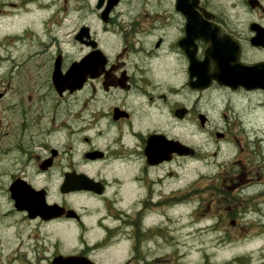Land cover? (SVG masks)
I'll return each mask as SVG.
<instances>
[{"label": "flooded vegetation", "instance_id": "1", "mask_svg": "<svg viewBox=\"0 0 264 264\" xmlns=\"http://www.w3.org/2000/svg\"><path fill=\"white\" fill-rule=\"evenodd\" d=\"M91 14L104 42L90 23H80L74 38L87 24L89 43H81L88 53L100 48L106 63L81 89L55 91L56 57L63 71L69 64L51 50L55 34L47 45L43 24L25 30L35 48L23 60L17 47L0 54L1 63H12L0 75V109L13 114H0V189L8 195L0 198V264H191L192 256L201 264H264V0H120L105 16ZM222 49L233 57L234 75L253 67L252 85H204ZM24 60H33L32 77L25 74L33 87L18 75ZM16 90L55 94L50 126L41 106L15 111L4 102ZM206 132L237 142L243 158L192 168L191 159L202 157L193 141ZM58 137L71 144L56 147ZM73 143L83 150L79 159ZM211 168L218 170L214 223L175 224L183 216L165 209L200 201L190 185L204 189L203 179L190 173ZM76 173L100 183L102 193H63L67 174ZM14 187L43 190L45 198L17 200ZM78 194L87 198H67Z\"/></svg>", "mask_w": 264, "mask_h": 264}, {"label": "rangeland", "instance_id": "2", "mask_svg": "<svg viewBox=\"0 0 264 264\" xmlns=\"http://www.w3.org/2000/svg\"><path fill=\"white\" fill-rule=\"evenodd\" d=\"M21 1L23 0H0V54L6 55L8 50L17 47L14 52V55H18L16 60H23L35 48L34 46H29L31 43L30 39L33 36L32 30L28 33H26L25 30H34V28H38L39 24H43L42 29L44 30L43 32L41 31L40 34L49 32L47 34V45L51 44V39L53 38L49 36H52V34L56 35L58 42L55 47H51V50L53 52L56 48H59L66 58V64H71L73 60L80 59L89 50L86 45H82L74 38L75 30L80 23H90L94 28L96 38L101 43L105 40L101 22L98 18L93 17L91 14L93 10H96L97 0H37L36 2L29 4H25V2L22 3ZM45 2L53 4L51 7L47 5L43 13V3ZM13 3L17 4V6L14 7L12 5ZM18 6L20 7L16 9ZM39 6L41 7L40 10L37 9ZM31 10L33 12L29 13ZM46 56L48 57V54ZM33 60H24L25 63H21V69L18 75L21 73V76L24 75L25 77V74H30L29 77L31 78L33 70L30 68L33 66ZM8 65L10 67L12 63H6V61L3 63L0 62V75L9 70L7 68ZM17 69L18 68L16 67V72L18 71ZM25 81L30 82V87L35 86L31 83L33 82L32 79L28 80L27 77H25ZM18 82H21V79L20 81L17 79L16 83L14 82L15 89L18 88ZM16 92L11 91L4 102L9 105H15L13 107L15 108V111L29 106H32L33 108L37 105L41 106L44 111H47V117L45 119L48 126H50L49 120L53 114V108L57 103L55 100V94L51 93L50 90H16ZM21 100L23 101V104ZM0 114L2 117L7 116V119H11L13 117L12 113L5 112L2 109H0ZM228 114L231 118H234V114L231 111H228ZM19 118H21V116ZM6 123L7 122L4 121V124ZM193 129L195 130L194 127H191V130ZM209 130L210 128H208V131ZM213 130H215V127ZM57 140L60 141L57 142L55 139L52 141L56 147H62V145L68 142L64 139L61 141L59 137ZM193 142L195 145H199L198 148L202 157L200 160L191 159L190 166H192V168L195 166H200V168L214 167L216 164H218L217 168L220 166L229 167L234 165L233 162L237 159L243 158V155L238 154L239 144L237 142L232 140L217 141L212 132L211 134L206 132L203 139L196 135ZM2 143L3 145H6L8 142L6 139H3ZM70 144L71 142H68V145ZM73 145L76 158H81L83 152L81 145H76L75 143H73ZM217 168H211L210 170L201 169L203 174L190 173V178L200 176L203 179L200 184H202L204 189L194 191L196 189L194 188L196 184L190 185L192 192L191 197H198L200 201H194L191 205L185 204L186 206H184V208L181 206H173L165 209V211H168L170 214L183 216L182 218H174L173 220L175 224L190 220L192 224L191 230H194L195 227L193 222L196 220L200 221L198 225L202 226L203 229L214 223V216L216 215L217 210H215V203L211 197L217 183L215 180V172L218 171ZM208 173V177H204V175ZM2 191L6 194L5 189H0V198L3 197ZM5 197H8V195L6 194ZM67 198L84 199L87 198V196L78 194L74 196H67ZM164 208L165 207H160V212L161 210H164ZM207 229L211 230L212 227ZM208 236H215V234L209 233ZM191 259V264L202 263L201 259L197 256H192Z\"/></svg>", "mask_w": 264, "mask_h": 264}, {"label": "water", "instance_id": "3", "mask_svg": "<svg viewBox=\"0 0 264 264\" xmlns=\"http://www.w3.org/2000/svg\"><path fill=\"white\" fill-rule=\"evenodd\" d=\"M118 1L119 0H108V5L106 6L104 13H107L118 3ZM183 1L184 0H178V6H182ZM103 3L104 0H99L97 7L100 8ZM88 30V27H83L77 37L82 40L83 36H88ZM214 57L217 63V70L212 75L207 74L203 78L204 85L208 86L213 79L217 80L221 84H226L231 87L242 84L245 86L252 85L250 69L253 67L242 65L241 70L243 71V74H241L242 76L240 78V75H234L231 64L233 57L230 53H226L222 49L219 51L218 55H214ZM104 64V54L102 51L96 50L95 52L83 57L81 61L72 63L69 69L63 73L61 70V59L60 57H57L52 74L54 87L59 93H62L65 90L73 91L77 88H81L89 76L96 77L103 71ZM177 144V142H173L174 150L178 149ZM94 183L95 182L85 174H68L62 187V191L69 192L80 189H94L95 191L101 192V189L93 185ZM12 196L17 200H44L45 198L44 191H37L33 188L14 187L12 188Z\"/></svg>", "mask_w": 264, "mask_h": 264}, {"label": "bare ground", "instance_id": "4", "mask_svg": "<svg viewBox=\"0 0 264 264\" xmlns=\"http://www.w3.org/2000/svg\"><path fill=\"white\" fill-rule=\"evenodd\" d=\"M37 1V0H36ZM35 0H23V2H25V4L27 3V4H29V3H32V2H36ZM50 3V2H49ZM48 3L47 2H45V3H43V5H44V7L47 5ZM37 9H41V7L39 6Z\"/></svg>", "mask_w": 264, "mask_h": 264}]
</instances>
